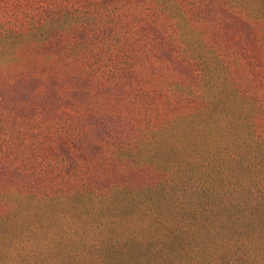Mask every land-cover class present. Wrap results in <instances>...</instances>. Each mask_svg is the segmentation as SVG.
Wrapping results in <instances>:
<instances>
[{
	"label": "trees",
	"instance_id": "1",
	"mask_svg": "<svg viewBox=\"0 0 264 264\" xmlns=\"http://www.w3.org/2000/svg\"><path fill=\"white\" fill-rule=\"evenodd\" d=\"M0 264H264V0H0Z\"/></svg>",
	"mask_w": 264,
	"mask_h": 264
}]
</instances>
